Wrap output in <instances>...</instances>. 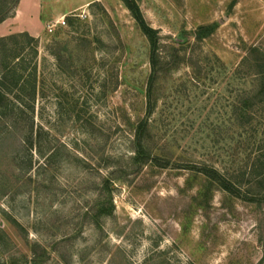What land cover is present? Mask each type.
Masks as SVG:
<instances>
[{
    "label": "rangeland",
    "instance_id": "374dc122",
    "mask_svg": "<svg viewBox=\"0 0 264 264\" xmlns=\"http://www.w3.org/2000/svg\"><path fill=\"white\" fill-rule=\"evenodd\" d=\"M126 1L19 0L0 24L38 43L33 146L0 123V264H264V136L226 115L252 89L247 50L264 56V0H132L159 40L151 111ZM140 121L152 163L132 143Z\"/></svg>",
    "mask_w": 264,
    "mask_h": 264
},
{
    "label": "trees",
    "instance_id": "16d2710c",
    "mask_svg": "<svg viewBox=\"0 0 264 264\" xmlns=\"http://www.w3.org/2000/svg\"><path fill=\"white\" fill-rule=\"evenodd\" d=\"M19 0H0V24L10 17L15 10ZM128 10L133 14L142 33L146 37L150 47V77L146 90L147 107L152 110L156 98L154 86L161 71V57L159 52V40L157 32L148 27L136 4L130 0L126 1ZM38 43L27 33L9 35L0 38V123L6 125L11 120L13 125L27 129L23 144L32 147L33 126L35 124V101L37 98V74H38ZM248 66L249 74L246 78L251 79L252 89L241 91L240 96L232 99L229 103L228 117L229 125L241 131L252 132L255 137L264 136V56L252 47L247 50L246 56L240 63V68ZM148 132L147 121H140L136 125L133 136L138 157H143L148 163L152 159L144 151ZM247 133V132H246ZM257 135V136H256ZM241 136V135H239ZM146 138V139H145ZM261 139V138H260ZM263 141V138L260 142ZM40 153V151H39ZM51 157L52 155L49 154ZM139 159V158H138ZM257 184L264 188V152H259L256 158ZM165 167V166H161ZM204 176L230 195L239 197L240 190L236 184L231 182L227 176L219 174L214 169L202 170ZM106 182V181H105ZM264 201V196L262 197ZM110 208L104 204L99 207L93 218L98 224V219L110 215Z\"/></svg>",
    "mask_w": 264,
    "mask_h": 264
},
{
    "label": "built area",
    "instance_id": "2783aa9c",
    "mask_svg": "<svg viewBox=\"0 0 264 264\" xmlns=\"http://www.w3.org/2000/svg\"><path fill=\"white\" fill-rule=\"evenodd\" d=\"M62 24H64V21H62ZM52 27H53V25L52 26H48V30L50 31Z\"/></svg>",
    "mask_w": 264,
    "mask_h": 264
},
{
    "label": "crops",
    "instance_id": "0c3cea01",
    "mask_svg": "<svg viewBox=\"0 0 264 264\" xmlns=\"http://www.w3.org/2000/svg\"><path fill=\"white\" fill-rule=\"evenodd\" d=\"M22 1V0H21Z\"/></svg>",
    "mask_w": 264,
    "mask_h": 264
}]
</instances>
